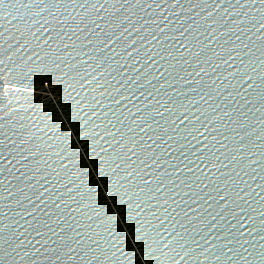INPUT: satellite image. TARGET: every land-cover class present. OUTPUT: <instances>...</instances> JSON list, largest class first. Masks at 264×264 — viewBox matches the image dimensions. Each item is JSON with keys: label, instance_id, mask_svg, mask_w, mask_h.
I'll return each instance as SVG.
<instances>
[{"label": "water", "instance_id": "obj_1", "mask_svg": "<svg viewBox=\"0 0 264 264\" xmlns=\"http://www.w3.org/2000/svg\"><path fill=\"white\" fill-rule=\"evenodd\" d=\"M0 61V264H264L262 0H6Z\"/></svg>", "mask_w": 264, "mask_h": 264}, {"label": "snow or ice", "instance_id": "obj_2", "mask_svg": "<svg viewBox=\"0 0 264 264\" xmlns=\"http://www.w3.org/2000/svg\"><path fill=\"white\" fill-rule=\"evenodd\" d=\"M33 3H46L51 2V0H32ZM59 2V0H57ZM6 3V0H0V7H2ZM262 3H264V0H262ZM2 63V61H0ZM11 83L10 81L5 80L2 76H0V93H3L5 91V86ZM17 87H20L18 84ZM17 88H12L11 91L15 92Z\"/></svg>", "mask_w": 264, "mask_h": 264}]
</instances>
